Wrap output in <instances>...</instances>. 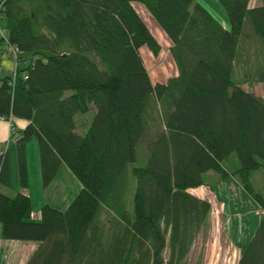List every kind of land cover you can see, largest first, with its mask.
Instances as JSON below:
<instances>
[{"label":"trees","instance_id":"1","mask_svg":"<svg viewBox=\"0 0 264 264\" xmlns=\"http://www.w3.org/2000/svg\"><path fill=\"white\" fill-rule=\"evenodd\" d=\"M218 1L228 27L195 0H0V53L18 48L15 72L0 78V117L27 122L12 196L0 152V228L37 242L27 264H185L213 210L190 191L212 176L236 177L259 205L236 264H264V194L251 182L264 172V96L248 87L264 84V0ZM139 2L171 41L173 77L148 72L142 47H161ZM33 136L42 184L64 164L81 184L39 219L24 191Z\"/></svg>","mask_w":264,"mask_h":264},{"label":"rangeland","instance_id":"2","mask_svg":"<svg viewBox=\"0 0 264 264\" xmlns=\"http://www.w3.org/2000/svg\"><path fill=\"white\" fill-rule=\"evenodd\" d=\"M195 1L209 9L208 11L213 17H217L221 24L223 23L228 27V16L224 10L225 8L220 5L218 0ZM133 5L134 9L146 21L148 29L154 33L161 47V53L158 56H153L151 52L147 51L146 47H142L141 49L142 56L145 63H147L148 72L152 76L151 78L156 80L158 77L159 81H162L167 77L170 78L177 75V64L172 58L170 51L171 41L165 34L166 32L160 30L156 24V20L149 15L147 10H144L142 3L139 2ZM1 49L4 50V46ZM7 63L11 66L10 61ZM12 67H10L11 74L15 70ZM4 74L5 72L1 73L2 76ZM248 87L253 89L257 95L264 96L263 83L252 84ZM93 112L88 113V117L82 116L81 119L87 121L92 119ZM15 138L13 136L9 140L10 145L6 149L9 155L8 161L10 164L11 179L10 188L6 189L4 187L3 190H6L9 196L14 195L15 192H19L21 189V185H19L20 175L18 174V153H16L17 143L15 142ZM38 146L39 144L35 136L31 137L25 146L26 168L29 177V188H26V191L31 198L32 216H37L35 219H39V211L44 207V204L63 210L65 205L71 202L81 188L80 182L68 170L65 164L60 168L59 174L55 176L50 185L45 187L41 179L42 173L40 171L41 163L39 160L40 152L38 151ZM139 151L138 154H140ZM144 151L146 149L142 148V152ZM138 158L140 159L137 161V164L144 165L145 160L140 155ZM127 168L130 169V165ZM215 179L212 176L207 180L210 191L206 186L197 191L192 190L196 195L201 197L204 195V198L213 207V211H211L209 217L210 222L207 224V231L204 235L201 234L196 239L197 241L193 244L190 250L191 252L185 260V264H236L242 247L246 246L257 230L261 215L259 205L243 190L236 177L222 179L220 182H217ZM251 182L259 193L264 194L263 171L255 172L253 178H251Z\"/></svg>","mask_w":264,"mask_h":264},{"label":"crops","instance_id":"3","mask_svg":"<svg viewBox=\"0 0 264 264\" xmlns=\"http://www.w3.org/2000/svg\"><path fill=\"white\" fill-rule=\"evenodd\" d=\"M261 3H262L261 0H250L249 1V4L252 8L262 5ZM222 25L225 27L223 23ZM9 61H10L11 66L14 67V59L10 57V53L1 52L0 53V78L6 76V74L11 73V69H10L11 66L7 63ZM2 72H5L3 76L1 75ZM12 124L14 126V130L11 129ZM25 125H27V122L23 121L22 119L11 120L10 122L9 120H4L2 119V117H0V152L3 150L6 151L7 147H9L10 145L9 140L12 139L13 136L17 138L19 136V132H18L19 129L23 128ZM202 187H205V186L203 185ZM202 187L198 189L196 188L191 189L190 192H192V190L197 191L199 189H202ZM207 188L210 191L209 186ZM4 192L8 194L6 190H4ZM196 196L201 197L199 195H196ZM202 197L204 198V195H202ZM66 206L67 205H65V207ZM36 217L37 216L34 215V218ZM1 232H2V229L0 228V264H27V262L29 261V257H31L33 252L36 251L37 242H29V240L19 241L15 239L14 240L5 239L1 237Z\"/></svg>","mask_w":264,"mask_h":264},{"label":"built area","instance_id":"4","mask_svg":"<svg viewBox=\"0 0 264 264\" xmlns=\"http://www.w3.org/2000/svg\"><path fill=\"white\" fill-rule=\"evenodd\" d=\"M0 35H2V33H1V29H0ZM5 48H7L8 49V53H10V55L12 56V59H14V69L16 68V62H17V58H16V53H17V51H18V48H11V47H5ZM16 70V69H15ZM15 70H14V72H15ZM9 121L11 122V120L9 119ZM11 129H13L14 130V126H13V124L11 125Z\"/></svg>","mask_w":264,"mask_h":264}]
</instances>
